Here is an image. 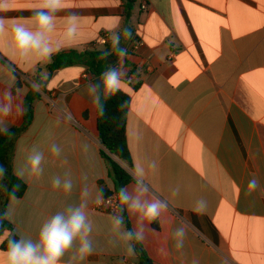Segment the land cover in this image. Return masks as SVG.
I'll list each match as a JSON object with an SVG mask.
<instances>
[{"label": "crops", "instance_id": "obj_1", "mask_svg": "<svg viewBox=\"0 0 264 264\" xmlns=\"http://www.w3.org/2000/svg\"><path fill=\"white\" fill-rule=\"evenodd\" d=\"M4 2L0 60L27 82L39 68L45 75L51 60L21 57L12 41L13 25L34 24L36 0ZM72 13L78 35L52 57L86 50L103 34L126 27L124 0H66L51 34L54 44L62 41ZM130 23L142 45L133 50L131 39L123 60L127 75L121 90L131 99L126 118L131 167L122 165L133 178L125 189L161 202L151 221L125 204L132 230L141 231L152 264H264V0H148L146 11L136 1ZM92 81L78 64L56 70L44 92L36 87L41 96L32 123L13 140V171L36 149L44 154L43 172L25 174L27 191L9 199L5 218L19 238L35 241L47 219L86 199L93 251L72 264H139L135 251H127L132 241L113 230L114 214L96 209L101 186L115 193V184L100 154L98 106L86 87ZM16 82L0 61V121L8 130L24 123L29 87L16 88ZM52 144L60 147L59 156L50 151ZM137 166L144 169L142 177H135ZM65 173L73 181L70 192L52 186ZM253 178L258 187L249 190ZM85 188L89 194L82 197ZM199 200L207 205L202 213L193 210ZM181 227L185 235L177 247L174 234ZM7 236L4 232L0 243ZM77 247L78 241L60 264H68Z\"/></svg>", "mask_w": 264, "mask_h": 264}, {"label": "clouds", "instance_id": "obj_2", "mask_svg": "<svg viewBox=\"0 0 264 264\" xmlns=\"http://www.w3.org/2000/svg\"><path fill=\"white\" fill-rule=\"evenodd\" d=\"M66 6V0H36V5L32 9L31 19L34 24L26 26L24 24L13 25L11 31L12 41L15 49L21 57L35 56L40 60H51L52 55L58 52L62 45H71L78 35V17L75 13L70 14L66 18V25L63 31L62 41H57L55 44L52 41V33L55 31L57 13L61 12ZM7 5L4 0H0V11H6ZM6 31L5 19L0 17V33ZM110 42L112 50L115 51L118 58L117 66H109L99 77V82H89L86 87L88 93L93 97V103L100 107L101 114L103 108L100 103L101 93L108 96L115 95L121 90L123 78L127 75V70L123 67V60L127 56V49L121 47V40L131 39L132 31L125 27L122 31L110 30ZM108 53H103L101 58ZM124 105H121L123 108ZM4 114L8 110L5 108ZM0 133L7 134L8 127L3 121H0ZM50 151L53 155L59 156L61 149L58 145L52 144ZM44 159L43 152L33 149L31 154L27 157L24 166L14 168V175L19 179H23L25 174L40 175L43 172L41 167ZM155 165L153 164L152 167ZM6 169L0 165V181H3L6 175ZM144 169L137 166L135 169V177H142ZM142 183L138 181V184ZM52 186L54 188H63L65 192H70L73 188V181L65 173L64 178L56 176L53 178ZM0 187H3L0 184ZM258 187V181L253 178L248 182V189L255 190ZM5 190H7L5 188ZM88 190H82V197L88 196ZM13 199H16L14 191L11 194ZM102 193L98 196L96 203H102ZM121 204H126L129 211L133 214L140 213L141 219L149 221L156 219L159 215L161 206L160 201H150L145 197L133 195L126 189L121 190L120 193ZM204 200L197 201L193 209L197 213H202L206 208ZM87 200L82 199L79 205H69L64 211L56 212L49 219H47L41 226L38 237L34 241L31 238L20 237L19 239L11 237L8 239L7 248L3 250L2 255L5 257L3 264H60L62 258L69 250L73 249L78 241L76 253L73 255L68 264H72L74 260H84L93 251L90 234L92 232V224L88 220L86 214ZM122 211V209H120ZM112 216L113 230L117 232L120 237L129 242L132 239H140L141 231L123 229L124 218L120 214ZM8 213H5L7 217ZM123 229V230H122ZM176 237L180 238L177 241V247L183 243L185 235L184 228L181 227L176 230ZM128 253L134 254V248L129 243L127 247Z\"/></svg>", "mask_w": 264, "mask_h": 264}, {"label": "trees", "instance_id": "obj_3", "mask_svg": "<svg viewBox=\"0 0 264 264\" xmlns=\"http://www.w3.org/2000/svg\"><path fill=\"white\" fill-rule=\"evenodd\" d=\"M125 2V18L126 27L133 30L130 23L132 16V10L136 0H124ZM132 39V38H131ZM131 39H126L121 43V47L126 48ZM103 53H108L101 58ZM3 65L10 69L17 77L15 87H19L22 83L27 84L29 92L24 100V123L20 127H15L8 130L7 134L0 133V165H2L7 171L3 181L0 184V236L4 232H8L6 239L1 241L0 249L5 250L7 248L8 239L15 237L19 239L18 234L14 230L12 224H10L5 218L6 206L12 193L14 191L16 198H22L27 191V184L24 180L17 178L13 171V157L14 147L13 140L16 139L27 127L32 123L34 117V102L41 96L36 87L45 91L46 86L53 75V73L62 68L70 67L73 65H83L86 71L93 76L96 80L101 74L106 71L109 66H116L118 58L114 50H112L111 42L108 41L102 48L97 47V44H92L90 48L83 51L78 50H65L57 53L51 59V62L45 66L46 74H42V68H39L37 72L30 76L28 79L35 85H30L26 80H23L20 73L16 72L12 65L0 60ZM100 103L103 108V114H101L100 107H97V129L98 139L101 145L100 154L105 160L109 176L115 184V193L109 191L107 188L101 186V193L103 198L117 194L120 196L121 190L133 181L132 176L122 164L131 167L130 151L126 139V118L130 108L131 99L128 94L120 90L115 95L108 96L101 93ZM124 105L121 108V105ZM102 182H100V185ZM5 188L7 190H5ZM120 214L124 218V226L127 230H132L129 218L125 211V204ZM157 227V224H153ZM134 251L138 257L139 264H152V261L148 257L145 249L143 248L139 239H132Z\"/></svg>", "mask_w": 264, "mask_h": 264}, {"label": "built area", "instance_id": "obj_4", "mask_svg": "<svg viewBox=\"0 0 264 264\" xmlns=\"http://www.w3.org/2000/svg\"><path fill=\"white\" fill-rule=\"evenodd\" d=\"M139 4L140 11H146L148 9V0H136ZM109 40V36L107 34H103L98 38L97 45H105ZM142 45V42L136 38V35L133 34L131 47L133 50H137ZM118 63L116 64V66ZM96 209L109 214H117L120 209H123V205L121 204L120 196L114 194L112 196L103 198L102 203L96 204Z\"/></svg>", "mask_w": 264, "mask_h": 264}, {"label": "water", "instance_id": "obj_5", "mask_svg": "<svg viewBox=\"0 0 264 264\" xmlns=\"http://www.w3.org/2000/svg\"><path fill=\"white\" fill-rule=\"evenodd\" d=\"M95 81H96V82H99V78H97Z\"/></svg>", "mask_w": 264, "mask_h": 264}, {"label": "rangeland", "instance_id": "obj_6", "mask_svg": "<svg viewBox=\"0 0 264 264\" xmlns=\"http://www.w3.org/2000/svg\"><path fill=\"white\" fill-rule=\"evenodd\" d=\"M28 82L32 83L30 80H28Z\"/></svg>", "mask_w": 264, "mask_h": 264}]
</instances>
